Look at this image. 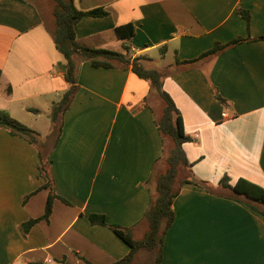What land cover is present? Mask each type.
Returning <instances> with one entry per match:
<instances>
[{
	"label": "crops",
	"instance_id": "obj_1",
	"mask_svg": "<svg viewBox=\"0 0 264 264\" xmlns=\"http://www.w3.org/2000/svg\"><path fill=\"white\" fill-rule=\"evenodd\" d=\"M74 4L109 12L81 18L75 31L82 43L121 49L113 29L132 22L131 57L143 56L150 68L158 55L163 87L191 138L183 148L193 174L209 185L181 184L161 264H264L263 205L219 185L227 175L231 185L243 178L264 189V39L256 38L264 35V0ZM53 25L47 0H0V109L37 130L44 142L41 159L35 144L0 127V264H111L129 247L89 216L103 214L107 223L132 228L137 239L145 233L144 213L156 196L151 172L163 170L166 161V137L156 124L162 105L131 65L103 68L81 60L77 93L60 117V132H52L51 121L43 136L41 119L69 88ZM238 37L249 39L192 65L176 64ZM44 163L59 197L49 219L23 234L22 223L45 211Z\"/></svg>",
	"mask_w": 264,
	"mask_h": 264
},
{
	"label": "trees",
	"instance_id": "obj_2",
	"mask_svg": "<svg viewBox=\"0 0 264 264\" xmlns=\"http://www.w3.org/2000/svg\"><path fill=\"white\" fill-rule=\"evenodd\" d=\"M52 2L51 17L54 24L52 36L56 48L65 59L64 77L69 83V88L52 106L50 117L53 122V133L59 134L60 117L71 106L77 93V73L81 60H88L92 66L103 68L128 67L131 65L132 71L137 76L150 82L151 89L156 92L163 103L161 114L156 120V124L161 133L170 136L173 145L166 158L167 166L157 177V194L151 200L144 213V219L147 223L145 233L141 238L137 239L133 236L132 228L122 227L115 223H107L103 214L92 213L89 216L91 223L108 226L129 247L126 255L111 264H161L164 236L175 217L172 202L174 196L179 193L181 184L187 182L209 187L207 181L199 180L195 177L192 171L193 163L188 160L183 148V144L191 138L184 131L181 113L173 98L163 87L162 73L157 69L146 67L142 63L143 56L131 57V42L135 35V26L132 22L118 25L113 29L114 37L122 40L121 49L91 47L78 40L75 31L76 24L84 16H107L109 12L103 7L80 10L75 6L74 0H52ZM242 14L246 21L249 22V15L245 12ZM256 38L264 39V35L257 36ZM247 39L249 38L238 37L228 43L217 42L211 49L203 52L200 56L183 61L177 59L176 64L192 65L204 57L217 54L228 46L236 45ZM1 75L2 71L0 69V89ZM216 95L224 101L218 93ZM0 127L6 128L13 135L24 137L29 142L35 144L39 151L43 150L44 142L41 139V134L37 130L23 124L3 109H0ZM40 170L45 178V182L40 188H49L45 211L41 216L22 223L21 230L23 234H26L30 227L38 220L49 219L52 212L53 199L59 197L55 192L52 179L45 166L42 165ZM219 185L223 188H229L237 196L244 194L246 199L249 198L264 207V189L255 183L239 178L235 184L231 185L229 177L224 175L220 179ZM28 196L24 197V201ZM60 198L67 202L65 198ZM31 264L45 263L32 262Z\"/></svg>",
	"mask_w": 264,
	"mask_h": 264
},
{
	"label": "rangeland",
	"instance_id": "obj_3",
	"mask_svg": "<svg viewBox=\"0 0 264 264\" xmlns=\"http://www.w3.org/2000/svg\"><path fill=\"white\" fill-rule=\"evenodd\" d=\"M48 1V3L50 4V7H52V0H47ZM110 48H117V47H110ZM158 54V53H157ZM156 59H155V61H154V63L152 64V66L150 67V68H154V69H157L158 71H160V68H162L161 67V63H162V61H160V59H159V57H158V55H156ZM173 58V54H172V52L170 53V54H168L167 56H166V61H168V60H171ZM163 75V74H162ZM158 100L159 101H161V99H159L158 98ZM161 103V105H163V103H162V101L160 102ZM51 121H52V119H51V117L50 116H45L44 118H43V120L41 119V121H40V128L42 129L41 130V132H42V135L44 136V134L43 133H46L47 131H46V129H45V127L46 126H50L51 125ZM53 123V122H52ZM52 130H53V128H52ZM50 132V131H49ZM161 135H163V136H165L166 137V141H165V144H164V153H163V155L165 156V160H166V158H167V156L169 155V153H170V151H171V148H172V145H173V143H172V140H171V138H170V136H168V135H166V134H162L161 133ZM39 157L41 158V159H43L44 158V154H43V151H42V149L39 151ZM164 169L163 170H158L157 169V171H155V172H151V175H154V177H155V180L153 181V182H155L156 184H157V177H158V175L162 172V171H164L165 170V168H166V166H167V163H166V161H165V163H164ZM44 166H45V168H46V163H44ZM154 194L156 195L157 194V191H156V188H154ZM143 229L141 230V231H139V233L137 232V237H140L142 234H143Z\"/></svg>",
	"mask_w": 264,
	"mask_h": 264
},
{
	"label": "built area",
	"instance_id": "obj_4",
	"mask_svg": "<svg viewBox=\"0 0 264 264\" xmlns=\"http://www.w3.org/2000/svg\"><path fill=\"white\" fill-rule=\"evenodd\" d=\"M224 116H226V113H223Z\"/></svg>",
	"mask_w": 264,
	"mask_h": 264
}]
</instances>
